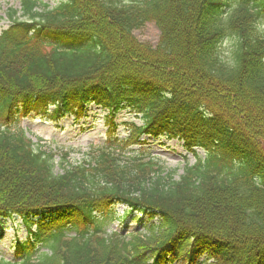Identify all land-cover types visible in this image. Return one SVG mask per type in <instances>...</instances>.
<instances>
[{
	"label": "trees",
	"instance_id": "16d2710c",
	"mask_svg": "<svg viewBox=\"0 0 264 264\" xmlns=\"http://www.w3.org/2000/svg\"><path fill=\"white\" fill-rule=\"evenodd\" d=\"M19 7L0 34V218H19L32 241L16 244L14 264H264V0ZM150 23L155 46L133 35ZM90 104L111 132L120 111L143 124L62 173L16 127L78 121ZM142 135L181 141L194 165L175 179ZM117 205L155 223L107 236Z\"/></svg>",
	"mask_w": 264,
	"mask_h": 264
},
{
	"label": "rangeland",
	"instance_id": "374dc122",
	"mask_svg": "<svg viewBox=\"0 0 264 264\" xmlns=\"http://www.w3.org/2000/svg\"><path fill=\"white\" fill-rule=\"evenodd\" d=\"M37 1L53 8L64 0ZM9 9L19 11V0H0V33L10 25L9 20L6 19V12ZM17 17H19V14H17ZM262 22L260 28L264 32V23L262 24ZM133 35L139 42L151 46H155L159 40V32L151 23L146 24L140 30L134 31ZM226 46L229 48L231 45L227 44ZM85 114L86 116L78 123H75L70 117L61 120L57 124L29 117L20 120L18 127L26 131V136L31 138L35 145L41 147L42 150L54 153V171L61 173L63 168L79 162L91 146L100 145L104 141L107 131V127L104 125V112L94 106H88ZM114 123L117 125L115 135L120 138L127 135L121 124L133 123L137 127L142 125L139 118H133L126 111L119 112L115 116ZM142 140H146L144 147L147 150L146 153L159 159L166 169L176 171V177L182 174L184 165L194 163V159L185 154L182 143L177 140L167 141L164 138L157 142L147 138H142ZM198 155L202 156L203 154L198 151ZM123 213L124 208H115L113 219L117 220L109 222L106 228L107 234L116 232L126 236L133 232L145 233L143 230V225L147 221L145 217L137 218L132 214L118 220V217H122ZM26 237V230L18 220H0V261H15V252L12 245L16 240L23 242Z\"/></svg>",
	"mask_w": 264,
	"mask_h": 264
}]
</instances>
